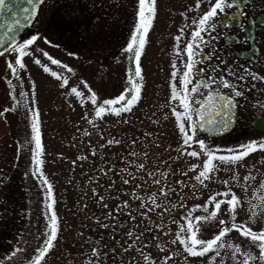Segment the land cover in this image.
<instances>
[{
	"label": "rangeland",
	"instance_id": "rangeland-1",
	"mask_svg": "<svg viewBox=\"0 0 264 264\" xmlns=\"http://www.w3.org/2000/svg\"><path fill=\"white\" fill-rule=\"evenodd\" d=\"M79 3L84 6L88 2ZM102 3L96 2L97 5ZM160 3L156 0V14ZM50 4L53 2L39 5L41 12ZM195 4V0H190L177 8L180 10L177 13L187 16L188 24L198 11ZM106 5L109 19L119 15V11L114 9L115 2H106ZM41 12L38 11L25 36L17 40L23 42L38 36L28 50L31 55L23 58L25 69H18L19 78L6 67V60L14 61L15 54L6 53L0 57V112L4 113L0 117V223L11 222L15 227L23 225L25 240L17 248L24 249L27 257H31L42 242L49 216L46 204L50 201L40 173L33 175L31 116L35 111L38 113L43 149L41 173L51 185L59 229L54 247L43 264H145L141 253L150 255L156 264H163L165 253L156 247L157 244L162 245L169 255L174 254L168 264H209V258L214 254L190 257L178 243L172 244L171 241L175 239L179 225L184 223L181 218L187 211L203 205L216 192L225 191L221 181L229 180L231 185V178L237 171L232 170L233 165L216 162L219 170L204 185L193 178L196 173L189 168L201 164L205 157L201 155L197 159L177 151L182 145V135L173 109L182 111L179 101L172 100L167 91L164 96V89H159L158 84L157 87L151 84L153 76L158 82L160 70L157 63L160 60H163L165 73L170 75L175 70L172 66L177 37L174 24L179 27L182 22H172L171 36L166 39L165 49L158 54L157 49L164 42L161 32H164L165 23L155 15L152 27L155 25L161 35H151V27L146 37L140 59L143 77L138 81L142 84L140 100L130 112L119 116L108 112L96 118L94 105L89 99L91 92L96 94L98 102H102L119 96L130 87L127 80L135 68L129 59L131 54L123 51L125 45L116 58L103 59L98 53L100 37L94 35L100 29L97 20L93 21V32L87 42L82 44L79 40L80 47L75 52L55 46L50 40V43H45L44 36L48 32L51 34V27L47 26ZM91 46L95 51L89 54ZM43 52L72 71L52 64ZM35 59H40L41 65L35 64ZM42 65L50 71L45 72ZM53 71L61 76L60 80L51 75ZM63 79L68 80L65 87H61ZM8 80H11V85ZM72 87L83 95L77 97L72 94ZM13 108L15 110H11ZM5 109L9 111L5 112ZM196 137L214 150L215 146L206 142L205 136L196 133ZM168 150L174 161L171 157L169 160ZM193 150L199 152V145L193 143L184 149L185 153ZM140 164L145 165L144 169L137 167ZM237 169L242 176L245 175L247 167L244 160L236 165ZM150 172L155 176H149ZM124 179L129 183L125 184ZM154 180H160V184ZM161 188L168 192L166 197L161 195ZM232 190L235 192L234 188ZM153 194L161 207L148 211L154 207L149 199ZM137 195L141 199H137ZM125 202L127 207H124ZM142 202L144 207H141ZM194 215L205 213L197 210ZM242 218L239 216L237 222H243ZM214 224L211 221L204 227L202 238H211L216 230ZM129 231L133 237L127 235ZM230 235L232 243L244 247L245 238L236 236V232ZM135 236L141 238L135 240ZM130 244L134 247L129 248ZM93 249L98 255L93 256ZM9 254L11 252L4 255ZM223 254L229 256L231 252L229 254L227 250Z\"/></svg>",
	"mask_w": 264,
	"mask_h": 264
},
{
	"label": "snow or ice",
	"instance_id": "snow-or-ice-1",
	"mask_svg": "<svg viewBox=\"0 0 264 264\" xmlns=\"http://www.w3.org/2000/svg\"><path fill=\"white\" fill-rule=\"evenodd\" d=\"M10 2L11 0H0V12L11 13L13 9L9 7ZM24 2L30 7H23L21 11L26 14L24 15V19L30 20L37 15L38 6L43 4L44 0H24ZM203 2H205V0H196L195 8L199 9ZM207 3L209 4L208 10L198 18H194L191 25L186 24L184 26V28H192L190 37L182 49V52L187 56V60L182 61L184 71L179 78V90H177L175 85L171 86V99L178 100L179 107L182 109V111L173 109V115L176 117L178 130L182 135V145L177 151L180 152L181 155L186 154L187 156L197 159H199L201 155L205 157L201 164L192 165L189 168V171L196 173L193 178L200 185H204L205 181L211 180L213 174L219 170L216 162L235 166L250 154L257 151H264V138L248 141L236 148H229L226 150L227 154L221 155L217 154L218 150L208 148L203 140H199L196 137L198 128L203 130L206 126L212 127L221 123V121L217 120V117L223 118V125L226 127L231 119L228 113L235 107L230 97L218 93L214 94L212 92L201 93V87L204 89L210 87L208 83L196 82L194 86L191 88L189 87V85H193V73L196 70V65L201 62L197 57L200 54L199 50L201 46L206 43L204 34L215 31L217 27L227 28L238 19L239 15H243V13L226 12V9H232L234 7L239 9L242 6V0H214V3L212 0H207ZM189 10L191 11L192 9ZM155 15L156 0H138L137 22L134 26V30L130 33L129 42L123 49L124 52L131 54L129 59L132 60L135 65L134 73L130 74L127 80L130 87L126 88L119 96L112 99H105L102 102H98L96 94L89 89V92H91L89 99L94 105V114L96 118H101L108 112L116 116L124 112H130L133 106L140 100L142 84L138 81L143 79L141 75L140 59L146 44L147 34L153 25ZM181 15H183V13ZM221 16H223V19H220ZM20 26L22 25H20L18 20L15 24L0 23V28L5 29L3 35H0V48L3 49L0 50V57H4L6 53L8 55L15 54L14 61L6 60V67L11 71L13 76L17 78H19L18 69H25L26 67L23 63V58L31 55L28 50L38 39V36L34 35L23 42H18L16 40L14 28ZM184 28L180 29L182 34ZM215 38L216 37H213V39ZM181 39L182 36L175 37L177 42ZM45 43L50 42L45 40ZM37 51L41 50L38 49ZM42 54L52 64L66 68L69 72L72 71L71 68L62 65L60 61L52 58L47 52H43ZM177 54L179 55L180 52ZM33 62L37 65H41L42 63L40 59H35ZM172 66L176 68L175 63H173ZM43 70L45 72L50 71L47 66H43ZM51 75L58 80L61 79V76L54 71L51 72ZM176 76L177 73L174 71L172 73L173 79H175ZM260 79L264 80V77H260ZM7 83L11 85L12 82L8 80ZM82 83H84L85 88H88L85 82L82 81ZM67 85L68 80L63 79L61 87ZM221 85L223 88L232 87L228 81L223 79H221ZM70 91L77 97L83 95L76 87H72ZM233 91L234 95H241L240 92ZM190 93L193 95H190ZM196 94H199L202 98L197 100L195 98ZM21 95H23V93H21ZM117 105H119V107H116ZM11 110L15 109L13 108ZM4 111L7 112L9 109H5ZM3 114V112H0V117H2ZM193 114L195 115V119L193 118ZM89 123H92V121L89 120ZM260 123L264 125V120H260ZM31 133V142L34 144L31 156L32 163L35 166L33 175L35 176L40 173L41 181L47 186V199L50 202L46 204L49 216L46 218L47 224L46 230L43 233L42 242L34 250V254L30 259L26 261V264H43L46 256L54 247L59 229L58 218L53 210L54 201L51 185L41 173L40 166L42 160L40 157L43 149L40 139L38 113L35 111H33L31 116ZM109 143H113V141H109ZM193 143L199 145L200 151L193 150L185 153L184 149L186 147H191ZM133 155H135V153H133ZM137 167L139 169H144L145 165L140 164L137 165ZM122 171H126V169H122ZM148 174L149 176H155V173L152 172ZM161 175L165 174L162 173ZM231 180L238 181V175L234 174ZM243 180L247 185L242 188L244 192H248L249 188H252L251 196L247 200L249 206L247 221L237 222L238 210L243 208L245 202L232 190L230 181L224 180L221 181V183L225 186V191L216 192L214 195L209 196L208 200L203 205L194 206L181 218L184 223L179 225V230L175 233V239H173L171 243H178L182 247L183 252L190 257H204L209 253L214 254L210 256L209 264H216L217 261H219V264H225L222 253H226L227 250L231 252L230 259L233 264H264V227H261L259 230H254L249 226L250 224H254L257 219L264 216V180H261L259 185L255 187L248 184L249 181L256 180V176L251 175V173L245 175ZM123 182L125 184L129 183L127 179H124ZM154 183L160 184V180H154ZM136 187L140 186L136 185ZM169 191H172V189H169ZM160 192L161 195L165 197L168 195V192H166L164 188H161ZM136 198L141 199L138 195ZM149 199L154 207L148 209V211H153L155 208L161 207L160 204L156 203L155 194ZM253 201H255V203H253ZM144 206L142 202L141 207ZM124 207H127V202H125ZM172 207H176V205ZM197 210H202L205 215H194ZM142 215L146 216V213H142ZM222 215H227L229 219L226 220L221 218ZM211 221L216 222L217 230L212 234L211 238L204 239L202 238L204 227ZM173 222L175 223V221ZM157 227L159 228L160 225H157ZM233 231L238 233L240 237L247 239L250 244L255 247L257 252L254 253L250 249L244 250L240 244H234L226 240V237ZM127 235L133 237L131 231H129ZM140 238V236H135V240H139ZM152 239L155 240L157 238L153 237ZM132 247H134V244L129 245V248ZM156 247L159 248L161 252L165 253L163 264H168V262L172 260L174 254L169 255L167 250L160 244H157ZM127 250L126 248L125 251ZM23 251L24 249L15 248L11 254L7 255L4 259L11 260L13 257L17 256V253ZM92 254L93 256L98 255L97 250L93 249ZM141 255H143L145 264H156L150 255H144L143 253H141ZM0 264H2V261H0Z\"/></svg>",
	"mask_w": 264,
	"mask_h": 264
},
{
	"label": "flooded vegetation",
	"instance_id": "flooded-vegetation-1",
	"mask_svg": "<svg viewBox=\"0 0 264 264\" xmlns=\"http://www.w3.org/2000/svg\"><path fill=\"white\" fill-rule=\"evenodd\" d=\"M189 1L160 0V6L158 5L160 12L157 10V17L155 16L156 19L162 18L165 23L163 27L164 32H161L164 42L160 44V49H157L158 54L161 52V49H165L166 39L171 36L170 29L173 25L172 22L176 20L182 22V25L179 24V27L174 24V28H177V36H182L179 42L176 41L174 48L176 56L172 61L176 65L174 70L177 73L176 78L173 79L172 77L174 71L170 75L169 73H165L163 60H160L157 63L160 70L158 82H156L155 76L151 80V84H154L156 87L158 84L159 89H164V96L166 91L167 94H172L170 92L172 85H175L177 90L180 88L179 78L184 71L182 61L187 60V56L182 52V49L190 37L192 28H184L188 24L187 16L181 15V12L177 13L180 11L177 8L181 7L182 2ZM44 2H53L48 7L46 5V8L42 12L40 6H38V11L42 13L45 23L51 27V34L49 32L48 35L45 33L44 39L50 40L55 46L68 49L70 52H75L80 47L79 40L82 44L87 42V38L93 32V21L97 20L100 29L94 35L95 37H100L99 45L101 47L98 48V53L103 56V59L116 58L119 52L122 51L123 46L129 42L127 39L130 37V33L134 30L137 22L138 0H44ZM79 2L88 3L81 6ZM96 2L104 3L97 5ZM106 2H115L114 9L119 11V15H115L114 18L110 17L112 19H109L108 9H106L108 4L106 5ZM212 2L214 3V0ZM171 3L173 4L171 5ZM203 3L196 14L192 16L188 25L192 24L194 18H198L208 10L209 4L207 0ZM173 9H176V11H173ZM226 12L243 13V15H239L238 19L227 28L217 27L215 31L204 34L206 43L201 46L199 50L200 54L197 57L201 62L196 65V70L193 73V85H189L191 88L196 82L208 83L210 85L208 89L223 91L234 102L233 123L225 133L208 135L198 129L196 132L205 136L207 138L206 142L213 144L215 146L214 150H218L217 154L221 155L227 154L226 150L229 148H236L248 141L264 138V125L260 123V120H264V80L260 79V77H264V0H242V6L239 9L234 7L226 9ZM36 16L32 19L28 29ZM220 19H223V16ZM156 28L155 25L152 27L151 32L153 33L151 35H161L160 32L156 31ZM182 28H184L183 34L180 31ZM27 30L21 37L25 36ZM213 37L216 38L213 39ZM154 41H156L155 38ZM169 42L171 43V39ZM94 51L93 46L89 47V54H92ZM178 52H180L179 55L177 54ZM161 55L164 59V53ZM221 79L228 81L232 87L223 88ZM208 89L201 87L200 91L204 93ZM233 90L240 92L241 95H234ZM190 95L193 94L190 93ZM200 97L199 94L195 95L197 100ZM167 153H169V160L170 157L172 160V153L169 150ZM170 161L171 168L172 164ZM244 161L247 167L245 175L251 173V175L256 176V180L249 181L248 184H251L253 187L258 186L261 180H264V151L250 154ZM233 167L232 170L234 172L237 171L238 181H232L231 187L235 189L238 196L245 202L243 208L238 210L237 218L239 219V216L244 217L242 218L244 222L248 220L249 206L247 200L251 196L252 188H249L248 192L242 190L244 186H247L243 180L245 175L242 176L238 172V169L236 170V165ZM181 172H184V170ZM221 218L229 219L227 215H222ZM214 223L216 222L214 221ZM15 226L11 222L0 223V261H2V264H26V261L30 259L24 252L22 254H20L21 252L17 253V256L11 260L4 259L7 256L4 254L12 252L18 246L21 247L25 240L23 238L25 236L23 225L19 227ZM249 226L254 230L264 227V216ZM214 227L217 230V224H214ZM231 233H234V231ZM229 236L231 235L229 234L226 240L231 241L232 238H229ZM236 236L240 237L238 233ZM243 249H250L254 253L257 252L247 239H245ZM228 253L230 254V250H228ZM222 256L225 264H233L230 255L223 254ZM217 264H219V261H217Z\"/></svg>",
	"mask_w": 264,
	"mask_h": 264
},
{
	"label": "water",
	"instance_id": "water-1",
	"mask_svg": "<svg viewBox=\"0 0 264 264\" xmlns=\"http://www.w3.org/2000/svg\"><path fill=\"white\" fill-rule=\"evenodd\" d=\"M9 7H11L13 9V11L11 13L8 12H0V23L3 24H15V22L18 20L20 25V27H15L14 28V33L16 36V40H18L23 33L26 31V29L28 28L29 24L31 23L32 19L30 20H25L24 19V13H22L21 8L23 7H30L28 4H26L24 2V0H11V2L9 3ZM5 29L0 28V35H3ZM7 46V45H5ZM0 50H3L2 48H0ZM207 92H212L214 94L218 93L227 97H230L227 93L217 90V89H208L206 90L204 93ZM202 97H200L199 99H201ZM231 98V97H230ZM198 99V100H199ZM233 101V100H232ZM234 104V102H233ZM228 115L231 117L230 121L227 123V126L224 127L223 125V118L222 117H217V120L221 121V123L214 125L212 127H205V129L200 130L198 128L199 131L208 134V135H219V134H223L225 133L232 125L233 123V119H234V108H232L231 112L228 113ZM193 118L195 119V115L193 114Z\"/></svg>",
	"mask_w": 264,
	"mask_h": 264
}]
</instances>
